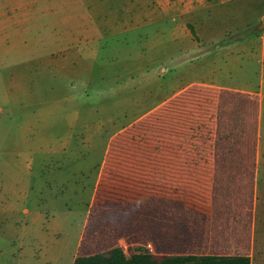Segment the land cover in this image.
I'll use <instances>...</instances> for the list:
<instances>
[{
    "label": "rangeland",
    "instance_id": "374dc122",
    "mask_svg": "<svg viewBox=\"0 0 264 264\" xmlns=\"http://www.w3.org/2000/svg\"><path fill=\"white\" fill-rule=\"evenodd\" d=\"M127 1L0 0V264H73L90 190L61 187L67 179L74 188L76 181L93 183L92 175L76 174L79 168L94 171L102 159L113 189L121 183L113 163L157 161L163 145L204 146L196 131L204 90L182 93L181 106L161 111L157 105L181 87L206 81L205 71H188V58L165 62L162 51L184 45L170 39L207 27L189 24L190 15L183 25L157 11L136 17ZM257 10L240 17L253 26L228 27L231 38L264 28ZM196 17L202 20L206 12ZM192 131L199 134L194 139L188 138ZM132 183L135 211L143 195L157 202L151 190L156 179L135 176ZM110 215L90 225L92 241L83 244V253L111 254L113 240H105L113 239ZM120 244L128 256L149 253Z\"/></svg>",
    "mask_w": 264,
    "mask_h": 264
},
{
    "label": "crops",
    "instance_id": "0c3cea01",
    "mask_svg": "<svg viewBox=\"0 0 264 264\" xmlns=\"http://www.w3.org/2000/svg\"><path fill=\"white\" fill-rule=\"evenodd\" d=\"M127 2L134 7L136 17L157 11L164 20L183 25L184 17L190 15L189 24L207 27L196 36L181 34L170 39L184 45L162 51L165 62L179 59V55L188 58V71H205L206 81L181 87L157 105L161 111L170 104L181 106L178 98L182 93L204 90L202 129H196L203 136L204 146L163 145L157 150V161L113 163V170L118 171L113 175L121 182L113 189L107 173L109 165L102 159L94 171L90 166L79 168L76 174L82 170V178L89 180L92 175L93 183L76 181L74 188L67 179L61 187L63 192L71 189L77 194L90 190L73 263L80 255H90L83 253V244L92 241L90 225L96 217L112 214L113 239L105 240H113V248L121 247L124 241L133 251L151 244L156 256H248L252 264H264V28L236 38H231L228 28L253 26L240 17L256 7L262 9L257 10L256 22H260V28L264 26V0ZM203 12L206 17L198 19L196 16ZM148 66L146 71L150 73ZM130 69L133 74L134 69ZM195 135L199 134L192 131L187 137ZM133 176L156 179L151 190L157 192V202L143 195L135 211ZM112 192L113 204L109 201Z\"/></svg>",
    "mask_w": 264,
    "mask_h": 264
},
{
    "label": "trees",
    "instance_id": "16d2710c",
    "mask_svg": "<svg viewBox=\"0 0 264 264\" xmlns=\"http://www.w3.org/2000/svg\"><path fill=\"white\" fill-rule=\"evenodd\" d=\"M73 264H252L248 256H195L144 254L126 255L120 247H114L111 254L80 255Z\"/></svg>",
    "mask_w": 264,
    "mask_h": 264
},
{
    "label": "built area",
    "instance_id": "2783aa9c",
    "mask_svg": "<svg viewBox=\"0 0 264 264\" xmlns=\"http://www.w3.org/2000/svg\"><path fill=\"white\" fill-rule=\"evenodd\" d=\"M149 253H151V254H154V249H153V247H152V245L151 244H149L148 245V250H147Z\"/></svg>",
    "mask_w": 264,
    "mask_h": 264
}]
</instances>
